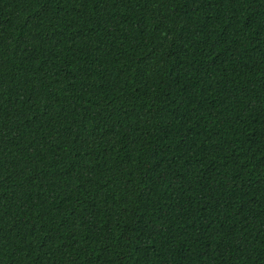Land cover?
<instances>
[{"label":"trees","instance_id":"trees-1","mask_svg":"<svg viewBox=\"0 0 264 264\" xmlns=\"http://www.w3.org/2000/svg\"><path fill=\"white\" fill-rule=\"evenodd\" d=\"M0 264H264V0H0Z\"/></svg>","mask_w":264,"mask_h":264}]
</instances>
